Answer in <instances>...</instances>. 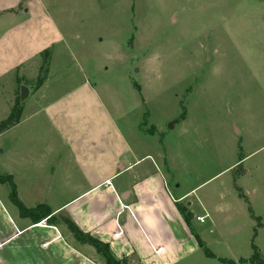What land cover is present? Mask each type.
Wrapping results in <instances>:
<instances>
[{
	"label": "rangeland",
	"instance_id": "374dc122",
	"mask_svg": "<svg viewBox=\"0 0 264 264\" xmlns=\"http://www.w3.org/2000/svg\"><path fill=\"white\" fill-rule=\"evenodd\" d=\"M28 2L0 14V37L17 23L45 25L44 13L61 41L21 75L0 78L9 211L19 215L31 181L40 202L78 192L42 112L85 80L131 145L159 158L173 195L186 194L179 206L199 252L178 264H264V0H37L30 20Z\"/></svg>",
	"mask_w": 264,
	"mask_h": 264
},
{
	"label": "crops",
	"instance_id": "0c3cea01",
	"mask_svg": "<svg viewBox=\"0 0 264 264\" xmlns=\"http://www.w3.org/2000/svg\"><path fill=\"white\" fill-rule=\"evenodd\" d=\"M20 1L0 3V14H16ZM36 1L29 0L27 14L33 13L37 4L41 6ZM27 16L28 20L34 19ZM38 19L45 25L39 22L35 28L27 29V24L21 22L1 35L0 78L21 75L27 63L39 59L47 50L53 51L61 41L50 16L43 13ZM35 29L44 32L35 33ZM19 39L31 47L27 53L19 48ZM42 113L61 136L67 152V171L80 177L78 182H72L78 192L59 205L40 202V186L31 181L27 193H19V204L27 210L43 205L50 215L39 222L20 209L19 215H13L0 194V264H104L92 246L73 238L61 219L71 221L83 234L107 245L111 255L126 264H178L199 252L179 206L186 194L173 195L167 170L159 158L148 150L140 152V145H131L91 85L84 80L50 102ZM102 125L108 131L98 137ZM106 181L109 186H105Z\"/></svg>",
	"mask_w": 264,
	"mask_h": 264
},
{
	"label": "trees",
	"instance_id": "16d2710c",
	"mask_svg": "<svg viewBox=\"0 0 264 264\" xmlns=\"http://www.w3.org/2000/svg\"><path fill=\"white\" fill-rule=\"evenodd\" d=\"M44 53L45 54H48L49 51L47 50ZM16 206L19 207L21 213H23L25 215H34L36 217L35 218L36 220L46 218V217H48L50 215L49 214L50 212L43 205L37 206L33 210H27V209L23 208L20 204L19 205H16ZM189 217L190 216L187 215L184 218V221H185L186 224L189 223L188 222ZM50 219H48L47 221H49ZM39 221L40 220H38V222ZM61 223L72 234L73 238L76 241H78L80 243H85V244H88V245L92 246L96 250V252H98L101 255V257L104 260V264H126L124 262V260H116L111 255V253H110L107 245L102 244V243H100L99 241H97L95 239H92L91 237H89L86 234H83L71 221H69L67 219H61ZM195 239H196V237H195ZM199 245L202 247V244H199ZM205 253H206V251H205Z\"/></svg>",
	"mask_w": 264,
	"mask_h": 264
},
{
	"label": "water",
	"instance_id": "95a60500",
	"mask_svg": "<svg viewBox=\"0 0 264 264\" xmlns=\"http://www.w3.org/2000/svg\"><path fill=\"white\" fill-rule=\"evenodd\" d=\"M27 96H28V90L22 87L20 92V100L24 101Z\"/></svg>",
	"mask_w": 264,
	"mask_h": 264
},
{
	"label": "built area",
	"instance_id": "2783aa9c",
	"mask_svg": "<svg viewBox=\"0 0 264 264\" xmlns=\"http://www.w3.org/2000/svg\"><path fill=\"white\" fill-rule=\"evenodd\" d=\"M109 185H110V182H109V181H106V182H105V186H109ZM202 218H203V217H201V218H200V217L197 218V221L201 222V221H202Z\"/></svg>",
	"mask_w": 264,
	"mask_h": 264
}]
</instances>
